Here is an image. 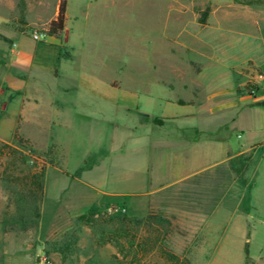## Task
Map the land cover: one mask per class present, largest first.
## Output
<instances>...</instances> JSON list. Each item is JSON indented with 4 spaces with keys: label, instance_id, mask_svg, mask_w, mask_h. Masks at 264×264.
Instances as JSON below:
<instances>
[{
    "label": "rangeland",
    "instance_id": "rangeland-1",
    "mask_svg": "<svg viewBox=\"0 0 264 264\" xmlns=\"http://www.w3.org/2000/svg\"><path fill=\"white\" fill-rule=\"evenodd\" d=\"M208 1L181 0L187 23L205 21ZM60 2L0 0V30L47 44L52 40L47 27ZM68 2L69 42L53 46L42 65H56L63 75L55 86L65 94L63 125L54 128L53 139L24 128L11 141L0 140V264H40L43 256L51 264H264V196L253 197L243 228L231 227L220 241L223 230L199 228L188 211L125 195L137 176L132 168H143L151 158L153 128L146 125V115L152 116L151 124L177 126V118L161 115H177L172 102L188 96L181 85L189 84L196 68L192 62L201 59L185 47L198 46L190 36L193 30L183 28V21L177 28L179 6L169 0ZM35 34L47 37L36 41ZM56 39L63 41V36ZM216 41L226 53L209 52L218 61L207 67L210 77L249 58L261 65L248 63L240 70L244 82L238 92L250 97L245 92L250 75L264 71V39L244 47L228 45L231 38ZM67 46L75 49L76 60L58 63L54 51L68 57ZM41 76L55 82L47 72ZM44 96L48 99V92ZM89 117L113 123L107 127L114 146L99 147ZM138 133L143 136L136 139ZM52 144L61 147L46 149ZM35 176L41 178L40 187L33 184Z\"/></svg>",
    "mask_w": 264,
    "mask_h": 264
},
{
    "label": "crops",
    "instance_id": "crops-1",
    "mask_svg": "<svg viewBox=\"0 0 264 264\" xmlns=\"http://www.w3.org/2000/svg\"><path fill=\"white\" fill-rule=\"evenodd\" d=\"M169 1L179 6L177 28L183 21V28L193 30L190 34L193 43H198V46H185L186 49L201 59L192 62L196 68L192 66L193 78L189 84L181 85L188 96H177V103L172 102L177 104V115H161L177 118V126L151 124L152 116L146 115V125L153 128L149 136L151 158L145 161L143 168L131 167L132 175L137 176L131 177L129 183L133 190L125 195L155 198L153 203L157 206H177L179 211H188L191 222L201 223L199 228L213 225L223 230L219 237L222 241L229 236L231 227L243 228L240 224L251 215L253 199L264 196V168L262 180L260 178L264 165V97L254 99L238 92L244 82L240 70L257 61L249 58L245 63L230 64L216 79L208 75L207 67L218 65L210 53L215 50L226 53L216 41L218 37L231 38L228 45L242 47L264 39V0H209L211 11L205 21L195 18L190 23L182 16L181 0ZM69 8L67 0V21ZM68 34L67 22L61 34L63 41L51 37L47 44L34 42L20 33L0 30V140L11 141L16 132H24V128L25 132L36 128L42 135L51 137L54 128L62 127L65 94L59 95L55 86L63 75L56 65H42L44 56L53 46L69 42ZM20 37L24 39L22 42ZM67 47L68 57L54 51L58 63L63 58L76 60L75 49ZM43 72L49 73L55 82L44 80ZM47 92L48 99L44 96ZM89 119L99 147L114 146L111 129L107 127L112 128L113 123L107 119ZM141 136L138 133L136 139ZM29 140L43 148L30 135ZM60 147L52 144L45 148ZM140 181L141 188L135 189ZM237 235L240 233L236 232Z\"/></svg>",
    "mask_w": 264,
    "mask_h": 264
},
{
    "label": "built area",
    "instance_id": "built-area-1",
    "mask_svg": "<svg viewBox=\"0 0 264 264\" xmlns=\"http://www.w3.org/2000/svg\"><path fill=\"white\" fill-rule=\"evenodd\" d=\"M43 37H47L44 34H35L34 39L36 41L42 40ZM251 98L264 96V71L253 70L250 75L249 85L245 91ZM40 264H51L46 256L41 258Z\"/></svg>",
    "mask_w": 264,
    "mask_h": 264
},
{
    "label": "trees",
    "instance_id": "trees-1",
    "mask_svg": "<svg viewBox=\"0 0 264 264\" xmlns=\"http://www.w3.org/2000/svg\"><path fill=\"white\" fill-rule=\"evenodd\" d=\"M66 10H67V0H61L58 6V12L56 17L53 20H51L48 24L47 31L49 36L57 37L60 36L64 31L67 22ZM0 145L3 144L0 142ZM40 179H41L40 176H35L33 184L35 186L40 187L41 186Z\"/></svg>",
    "mask_w": 264,
    "mask_h": 264
}]
</instances>
